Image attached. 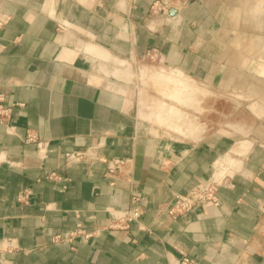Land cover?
<instances>
[{
    "label": "crops",
    "instance_id": "0c3cea01",
    "mask_svg": "<svg viewBox=\"0 0 264 264\" xmlns=\"http://www.w3.org/2000/svg\"><path fill=\"white\" fill-rule=\"evenodd\" d=\"M245 1L0 0V264H264V122L175 135L135 83L150 48L209 86L264 75ZM113 157L132 159L129 181L105 175ZM209 179L217 206L163 212ZM133 195L140 221L111 227Z\"/></svg>",
    "mask_w": 264,
    "mask_h": 264
},
{
    "label": "rangeland",
    "instance_id": "374dc122",
    "mask_svg": "<svg viewBox=\"0 0 264 264\" xmlns=\"http://www.w3.org/2000/svg\"><path fill=\"white\" fill-rule=\"evenodd\" d=\"M260 2L246 0L245 7L247 17L258 25V34H264V6ZM250 66L233 82L209 86L144 55L135 65L139 109L175 135H197L209 129L222 133L247 131L264 122L260 104L264 103V75L256 74V64ZM172 123L175 127L179 124L184 132L175 130Z\"/></svg>",
    "mask_w": 264,
    "mask_h": 264
},
{
    "label": "built area",
    "instance_id": "2783aa9c",
    "mask_svg": "<svg viewBox=\"0 0 264 264\" xmlns=\"http://www.w3.org/2000/svg\"><path fill=\"white\" fill-rule=\"evenodd\" d=\"M184 1L185 0H155L154 5H163L164 3L169 4L173 2L181 4ZM3 26L4 22L0 20V33ZM145 56H149L152 59H159L162 62L161 54L156 48L148 49ZM1 100L2 98H0V114L6 115L9 109L1 104ZM35 139L36 137L34 135L28 134V142L35 141ZM77 156H80V154H67L68 158H75ZM105 175L114 180L124 179L129 181L132 178V159L126 157L111 158L107 161ZM51 176H53V173H51ZM219 185L220 184L214 179H209L203 184L193 186L185 193H176L171 200L163 205L162 210L168 216L175 218L185 212L196 209L200 205L206 207L217 206L220 202L218 195ZM131 202L132 203L129 208L122 210L121 213L113 219L111 227L128 228L132 223L140 221L144 214L141 199L139 196L133 195L131 197ZM59 238V235L55 236L56 240ZM172 264H200V262L188 254H183L175 263Z\"/></svg>",
    "mask_w": 264,
    "mask_h": 264
},
{
    "label": "water",
    "instance_id": "95a60500",
    "mask_svg": "<svg viewBox=\"0 0 264 264\" xmlns=\"http://www.w3.org/2000/svg\"><path fill=\"white\" fill-rule=\"evenodd\" d=\"M260 4H261L262 6H264V0H261Z\"/></svg>",
    "mask_w": 264,
    "mask_h": 264
},
{
    "label": "bare ground",
    "instance_id": "6f19581e",
    "mask_svg": "<svg viewBox=\"0 0 264 264\" xmlns=\"http://www.w3.org/2000/svg\"><path fill=\"white\" fill-rule=\"evenodd\" d=\"M172 111H173V110H172ZM176 126H177V125H176ZM178 127H179V126H178ZM178 127H177V128H178Z\"/></svg>",
    "mask_w": 264,
    "mask_h": 264
}]
</instances>
